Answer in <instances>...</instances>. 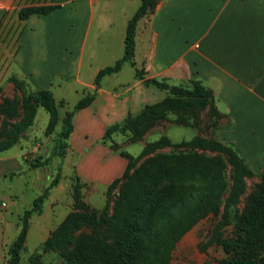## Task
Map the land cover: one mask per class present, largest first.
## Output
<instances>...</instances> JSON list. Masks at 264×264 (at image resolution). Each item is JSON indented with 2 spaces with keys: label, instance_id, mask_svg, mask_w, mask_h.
Wrapping results in <instances>:
<instances>
[{
  "label": "crops",
  "instance_id": "1",
  "mask_svg": "<svg viewBox=\"0 0 264 264\" xmlns=\"http://www.w3.org/2000/svg\"><path fill=\"white\" fill-rule=\"evenodd\" d=\"M41 3L59 6L17 19L12 63L33 87L51 88L57 101L71 107L95 91L92 101L73 114L63 169L72 166L98 189L119 176L127 165L120 149L128 151L129 142L113 133L123 143L118 150L103 134L128 113L166 96V89L148 82L155 77L170 84L200 79L228 118L221 138L233 143L251 170H264V0H158L136 24L134 59L144 76L125 61L118 71L103 75L98 86V70L123 53L127 21L140 0H0V7L12 6L17 13L23 5ZM66 92L73 96L71 104ZM10 148L0 152V180L27 167ZM14 184H6L10 196L16 194ZM2 202L8 213L0 215V238L18 219L9 200ZM44 226L39 229L47 232Z\"/></svg>",
  "mask_w": 264,
  "mask_h": 264
},
{
  "label": "trees",
  "instance_id": "2",
  "mask_svg": "<svg viewBox=\"0 0 264 264\" xmlns=\"http://www.w3.org/2000/svg\"><path fill=\"white\" fill-rule=\"evenodd\" d=\"M157 1L140 0L127 21L123 53L112 64L98 70L94 78L96 86L103 75L118 71L125 61L135 66L137 76H144V69L138 67L134 59L136 24L141 16L154 9ZM58 6V3L23 5L18 9L17 16L25 19L31 13L46 14ZM17 82L23 90V113L8 136L0 140V151L16 143L18 135L33 122L38 103L49 112L45 130L47 133L59 121L58 104L65 103L64 99L57 101L49 87L29 91L25 88L24 81L17 79ZM148 82L166 89V96L154 103L145 104L137 113H128L121 122L107 126L103 134L104 141L112 140L113 133L118 131H129L131 140L140 139L151 123L168 112L177 113L180 110L207 107L220 116L224 115L215 106L210 90L198 78H190L188 84H170L165 79L155 77L148 78ZM94 96L95 91L85 93L65 111L53 148V152L60 157L57 172L42 192L33 198L31 206L25 208L20 215V230L6 248V264H20V251L26 239L29 218L33 213L42 211L49 187L59 180L62 158L68 146L67 138L73 129V114L89 104ZM0 111L13 115L16 112V103L13 100H4L0 104ZM179 121L196 123L194 116L192 119L184 118ZM111 145L119 148L113 141ZM164 145L206 148L225 153L232 167V181L224 201L226 182L223 163L218 157L195 150L156 152L148 155ZM120 152L127 158V165L123 173L108 184L107 189L110 192L122 181L112 212L107 214L103 209L96 215L88 211H71L53 234L42 242V248L58 247L60 243L67 242L71 238L72 226L76 223H106L111 231L109 241L81 237L68 250L61 252L70 264H169L182 235L200 218L217 212L222 202L223 209L217 228L228 223L231 206L242 192L245 177L251 173L233 143L208 140L199 135L179 142H171L168 136L162 135L145 143L136 156L124 149H120ZM142 157L143 160L135 166V162ZM41 163L43 161L35 158L29 165L37 166ZM261 175L260 185L244 211L240 232L232 239L221 240L225 250V255L218 259L221 264H264V171ZM80 196L79 184L75 183L74 200L78 202ZM39 256L40 253L36 252L30 259L34 264H40Z\"/></svg>",
  "mask_w": 264,
  "mask_h": 264
},
{
  "label": "rangeland",
  "instance_id": "3",
  "mask_svg": "<svg viewBox=\"0 0 264 264\" xmlns=\"http://www.w3.org/2000/svg\"><path fill=\"white\" fill-rule=\"evenodd\" d=\"M17 19V13L12 6L7 9L0 7V104L4 100H13L16 103V112L13 115L0 111V140L8 136L12 126L23 113V90L17 79L24 81L27 90L35 89L27 77L19 73L15 67L16 65L12 63V56L17 48L19 37ZM65 95L71 104L73 96L67 94V92ZM69 108L71 106L66 101L63 105L58 104L59 121L55 128L47 133L45 130L49 112L38 103L33 122L18 135L16 143L10 146L12 151L17 150L20 153L27 167L16 174L8 172L7 176L0 180V215L5 212L8 213V206L2 201L4 200L7 203L9 200L10 208L12 207V210L18 216L16 226L9 229L5 228V232L2 234L3 237L0 238V264H6V248L20 230L21 221L19 217L24 207L31 206L33 197L42 192L57 172L60 157L53 152L54 142L58 131L61 129L62 117ZM214 111L207 107H195L193 109L180 110L177 113L168 112L151 123L140 139L131 140L129 131H118L114 137L118 141L125 137V142L129 143L124 147L134 156L138 155L142 149L143 140H147L144 142L145 145V143L162 135L168 136L171 142H179L184 139H190L194 135H199L208 140L216 139L228 143L221 138L220 133V130L224 128L222 126L227 125L228 118L221 113L220 116ZM193 116L196 119L194 124L179 121V119L184 120V118L192 119ZM116 140L112 137V141L119 145V148L115 149L123 148V143H119ZM187 150H195L216 156L223 163L226 182V189L223 195L224 201L232 181V167L225 153L206 148L164 145L154 149L148 155L156 152H181ZM35 158L43 161V163L37 166L29 165V162L35 160ZM143 158H140L134 165L137 166ZM66 168H69V171L63 169L61 163L59 180L56 184L49 187L48 195L43 201L42 211L36 213L32 220L31 217L29 218L26 239L20 251V264H34L30 256L36 252L40 253L38 257L40 264H70L67 257L61 252L68 250L77 239L84 237L91 238L90 240L102 239L109 241L111 238V231L106 223L100 225L76 223L72 226L71 238L67 242L60 243L58 247L48 249L41 247L42 242L53 234L59 223L71 211H88L99 215L105 209L107 214L111 213L120 190L122 181L108 192V185L98 189L93 183L83 179L72 166H66ZM262 171L264 170H251V173L245 177L242 192L231 206V214L227 224L217 228L223 209L222 202L217 212H211L200 218L182 235L173 250L172 264H221L218 259L225 255L221 240L232 239L240 232L244 211L260 185ZM18 174L23 175H19V177ZM10 181L15 183L16 189V194L11 196L6 185ZM75 183L79 184L81 195L78 202L73 197ZM12 197L15 201H13ZM41 225H45L44 229L46 228L48 231L43 232L42 229H39ZM43 234L44 236H42Z\"/></svg>",
  "mask_w": 264,
  "mask_h": 264
},
{
  "label": "built area",
  "instance_id": "4",
  "mask_svg": "<svg viewBox=\"0 0 264 264\" xmlns=\"http://www.w3.org/2000/svg\"><path fill=\"white\" fill-rule=\"evenodd\" d=\"M4 203V202H3Z\"/></svg>",
  "mask_w": 264,
  "mask_h": 264
}]
</instances>
